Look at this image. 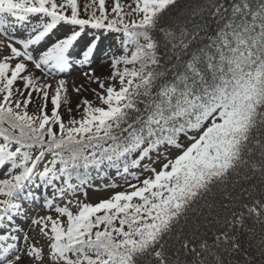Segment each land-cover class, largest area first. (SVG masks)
Wrapping results in <instances>:
<instances>
[{"label": "snow or ice", "instance_id": "6c2138e0", "mask_svg": "<svg viewBox=\"0 0 264 264\" xmlns=\"http://www.w3.org/2000/svg\"><path fill=\"white\" fill-rule=\"evenodd\" d=\"M0 264H264V0H0Z\"/></svg>", "mask_w": 264, "mask_h": 264}, {"label": "rangeland", "instance_id": "374dc122", "mask_svg": "<svg viewBox=\"0 0 264 264\" xmlns=\"http://www.w3.org/2000/svg\"><path fill=\"white\" fill-rule=\"evenodd\" d=\"M84 1V0H83ZM107 43V41H106ZM97 71L98 73L101 71L100 68H97ZM67 80H68V83H69V92H68V95L70 97V100H71V107L73 108V115L76 116L77 118H79V113L75 111L76 109V105L83 99L87 98L89 101H92L94 102V104H96L97 106H100V101L96 98L95 94L90 90L92 88H97L98 89V86L96 84H91V85H88L86 84V87L89 89L88 91H82L80 94H77L75 93L72 89L74 86H79L81 83H86L84 78L80 75V73L77 71V72H73L71 75L69 76H66L65 77ZM75 82V83H73ZM30 110H31V105L29 106ZM51 108V105L49 104V109ZM61 112L63 113L64 112V108L62 107L61 108ZM65 119H67V114L65 113ZM186 143V141H185ZM176 153L175 151H173L172 155L174 156ZM157 167V169H159L160 165L157 164L155 165ZM114 175V173H113ZM108 181H104V183H107ZM135 182V181H133ZM101 183V181L97 180L96 181V184L99 185ZM116 183L120 184L121 187L119 188H112V189H108V190H102L100 192H96V191H93L92 189H89L88 191V197L86 198L85 202H91V203H97L99 202L101 199H105V198H108L111 194H113L114 192L116 191H123L127 188V185L123 183L122 180L120 179H117L116 180ZM83 198V197H82ZM37 210L40 211V214L43 215V214H54V213H51V212H48L47 209H43V210H40L39 209V206L37 205ZM74 212L77 211L76 208H73L72 209ZM42 244H46V241H41ZM45 251H47V249L45 248Z\"/></svg>", "mask_w": 264, "mask_h": 264}, {"label": "trees", "instance_id": "16d2710c", "mask_svg": "<svg viewBox=\"0 0 264 264\" xmlns=\"http://www.w3.org/2000/svg\"><path fill=\"white\" fill-rule=\"evenodd\" d=\"M86 2V0H79V3L81 4V6H83V4ZM186 2H191V0H186Z\"/></svg>", "mask_w": 264, "mask_h": 264}]
</instances>
